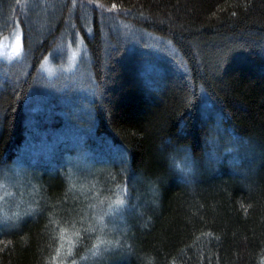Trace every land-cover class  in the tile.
Here are the masks:
<instances>
[{"label": "trees", "instance_id": "16d2710c", "mask_svg": "<svg viewBox=\"0 0 264 264\" xmlns=\"http://www.w3.org/2000/svg\"><path fill=\"white\" fill-rule=\"evenodd\" d=\"M16 27L0 164H30L35 210L0 221V264H264V0H0Z\"/></svg>", "mask_w": 264, "mask_h": 264}, {"label": "rangeland", "instance_id": "374dc122", "mask_svg": "<svg viewBox=\"0 0 264 264\" xmlns=\"http://www.w3.org/2000/svg\"><path fill=\"white\" fill-rule=\"evenodd\" d=\"M72 6H74V4H72ZM57 48L55 49V51L60 50V47ZM80 50H81L80 44H77L75 47L69 48L67 58L62 66H58V65L56 66L49 59V57H47L43 61L40 71L44 75H46L48 79L47 81H41V86L44 87L45 94L43 95V97L45 99H46L45 95L48 97L49 95L53 94L52 92L54 88H57L60 91L66 88L67 85L66 77L67 75L71 74L75 69L80 54ZM21 55H22V31L20 27H16L12 29V31H10L8 34L0 37V59L10 62L15 59H19ZM76 78H78V80H81L83 82L84 79L87 80L88 77L83 76L81 71H79L76 75ZM40 99L41 97L39 96L35 97V100H37L38 102H40ZM36 108L40 109L41 107L40 105L37 104V106H35V109ZM70 130L71 129L68 128L65 135L62 136L60 135L57 138L51 140L52 142L50 149L62 151L63 149H65L66 142L72 143L75 137L73 134L71 136L69 132ZM32 141L33 140H26L24 142L23 148H27L28 146H30L31 148V145H33ZM77 143H78L77 141L75 143H72V146L70 147L76 148L78 145ZM33 148L35 147L32 146V149ZM44 149L45 148H40L39 150L44 151ZM77 149L80 150L81 148H77ZM17 156L13 158L10 164L7 163L0 164V221L8 220V222L10 223L14 220H19L21 218L29 216L32 213V211L35 210V202L33 197L35 193V185L31 181L29 172L25 168H22V167H29L30 164H27L25 162V159L23 158L21 153L17 154ZM28 156H29L28 161H33L35 159L34 156H32L31 154H29ZM84 157H82V155H77L75 158H73L74 164L77 165L80 170L91 169L90 166L89 167L87 166ZM85 193H92V192L85 191ZM94 198L95 197H93V199ZM113 210L114 209L111 207L109 208V211L107 210V213L108 212L114 213L115 211ZM97 211L99 212V209ZM119 217L120 216H115V219L113 218L114 220L111 225H114L119 220Z\"/></svg>", "mask_w": 264, "mask_h": 264}, {"label": "bare ground", "instance_id": "6f19581e", "mask_svg": "<svg viewBox=\"0 0 264 264\" xmlns=\"http://www.w3.org/2000/svg\"><path fill=\"white\" fill-rule=\"evenodd\" d=\"M65 10V9H64ZM84 29V28H83ZM88 29V28H87ZM1 34V33H0ZM82 39V38H81ZM140 40V39H139ZM83 54V53H82ZM50 55V54H49ZM90 56V55H89ZM79 60V59H78ZM1 61V60H0ZM80 61V60H79ZM78 61V62H79ZM86 64V63H85ZM7 65V64H6ZM87 72V71H86ZM60 74V73H59ZM92 76V75H91ZM39 77V76H38ZM42 79V78H41ZM75 80V79H74ZM88 80V79H87ZM94 80V79H93ZM77 129V128H76ZM50 138V137H49ZM78 138V137H77ZM32 139V138H31ZM87 140V139H86ZM19 146V145H18ZM85 151V150H84ZM92 152V151H91ZM18 153V152H17ZM18 157V156H17ZM29 157V156H28ZM88 158V157H87ZM191 158V157H190ZM90 162V161H89ZM68 164V163H67ZM89 167V166H88ZM80 168H82V167H80ZM85 169V168H84ZM72 170V169H71ZM77 171V170H76ZM66 173V172H65ZM73 173V172H72ZM86 173V172H85ZM68 174V173H67ZM76 175V174H75ZM89 175V174H88ZM88 177V176H87ZM23 180V179H22ZM77 180V179H76ZM71 181V180H70ZM76 182V181H75ZM78 186V185H77ZM121 187V186H120ZM115 188V187H114ZM111 189V188H110ZM116 189V188H115ZM120 189V188H119ZM122 189V188H121ZM118 191V190H117ZM122 192V191H121ZM109 193V192H108ZM128 194V193H127ZM114 195V194H113ZM117 195V194H116ZM120 195V194H119ZM125 196V195H124ZM95 197V196H94ZM106 198V197H105ZM118 198V197H117ZM120 198V197H119ZM113 199V198H112ZM123 199V198H122ZM125 199V198H124ZM115 200V199H114ZM118 200V199H117ZM112 201V200H111ZM126 201V200H125ZM95 202V201H94ZM113 202V201H112ZM124 203V202H123ZM106 207V206H105ZM31 208V207H30ZM29 208V209H30ZM31 210H33V209H31ZM28 212V211H27ZM30 212V211H29ZM13 222V221H12ZM9 224V223H8ZM11 224V223H10ZM9 224V225H10ZM6 225V224H5Z\"/></svg>", "mask_w": 264, "mask_h": 264}]
</instances>
